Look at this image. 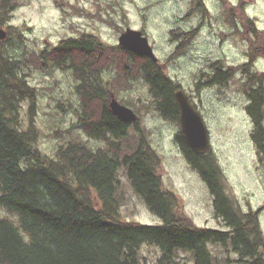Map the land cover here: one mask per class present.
I'll use <instances>...</instances> for the list:
<instances>
[{
  "label": "trees",
  "instance_id": "16d2710c",
  "mask_svg": "<svg viewBox=\"0 0 264 264\" xmlns=\"http://www.w3.org/2000/svg\"><path fill=\"white\" fill-rule=\"evenodd\" d=\"M220 1L226 9L229 33L248 32V60L228 64L222 58L212 59L207 65L209 72L202 71L200 81L205 87L213 84L227 89L230 81L240 77L236 90L243 95L244 111L252 124L249 137L259 161L264 162V68L254 69L256 60L264 58V30L247 13L244 0L235 4ZM21 3L0 0V26L7 32L0 40V264H142L139 249L144 243L160 249L159 264H188L187 259L178 258L179 249L190 250L193 264H225L224 258L215 260L209 242L230 246L237 253L238 257L226 264H264L260 207L242 210L228 190L211 148L196 153L184 138L173 95L181 83L157 60L84 29L36 51L26 45L28 38L21 27L9 23ZM54 3L61 9L69 5L77 13L94 16L117 33L125 30L110 14L91 13L69 0ZM106 4L114 12H124L128 25L120 0ZM196 12L201 16L196 26L169 30L168 40L176 42L177 48L167 58L181 53L200 30L209 14L204 0H193L183 17ZM234 16L241 17V23ZM141 30L146 35L145 29ZM50 67L71 76L75 95L70 101L57 99V107L72 110V127L78 130L46 154L37 145L41 135L35 121L39 93L29 82L27 70L47 71ZM141 80L150 94L147 110L176 126L174 142L207 185L213 214L226 229L197 226L181 211L176 193L164 184L161 156L151 145L140 116L136 122H123L109 109L111 92L122 104H134L122 92ZM189 99L192 102L191 96ZM134 112L141 115L139 107ZM71 131L68 126L52 135ZM123 175L161 223L143 224L122 215L121 208L127 203L125 188L119 184ZM20 229L29 235L27 242Z\"/></svg>",
  "mask_w": 264,
  "mask_h": 264
},
{
  "label": "rangeland",
  "instance_id": "374dc122",
  "mask_svg": "<svg viewBox=\"0 0 264 264\" xmlns=\"http://www.w3.org/2000/svg\"><path fill=\"white\" fill-rule=\"evenodd\" d=\"M21 1L18 9L11 13L9 23L21 27L28 38L26 45L36 51L53 46L60 38L77 35V30L81 29L95 32L107 42H117L120 33L94 16L77 13L69 5L61 9L55 5L54 0ZM109 1L111 0H69L70 4L77 8L83 6L91 13L110 14L124 28L145 29L155 56L158 57V64L170 77L181 83V87L191 96L201 113L209 131L210 148L217 158L228 190L235 196L242 210H256L260 207L258 221L264 238V162L259 161L255 145L249 137L252 124L244 111L243 95L236 90L240 77L230 81L227 89L213 84L205 88L196 87V81L202 80V71L209 72L207 65L212 59L222 58L228 64L248 60V32L243 31L241 35L229 33L231 29L225 20V6L220 0H204L209 14L203 18L200 30L181 53L167 58L177 48L176 42L168 40L169 30L173 27L191 28L201 19L198 12L191 13L187 19L183 17L193 5V0H120L126 10L128 25L124 12L119 9L112 11L109 4H106ZM230 1L235 4L238 0ZM244 3L257 27L264 30V0H244ZM99 4L103 6H98ZM236 12L237 10H233V13ZM234 17L241 23V17ZM183 19L185 20L180 21ZM17 54L20 55V49H17ZM263 60L264 58L256 60L255 71L264 68ZM27 72L29 82L36 86L39 93L35 121L41 135L37 145L46 151L43 153L49 154L61 140L69 138L78 130L75 126L72 127V110L57 107V99L63 97L70 101L75 95L72 79L69 73L52 67L47 71ZM104 79H108L105 73ZM141 81L135 82L132 89L123 91L122 96L135 104L130 105L134 110L140 108L139 122L146 128L151 145L161 156L164 184L176 193L182 204L181 211L197 226L226 229L227 226L221 219L213 214L212 197L207 185L197 171L191 168L174 142L176 126L147 110L150 94L145 82ZM110 95L118 100L113 92ZM68 126L72 129L70 133L52 135L56 129ZM78 134L86 138L81 131ZM121 183L127 196V203L121 208L122 215L143 224L161 223V219L148 209L145 200L135 192L126 176L119 179V184ZM0 215H3L1 211ZM19 231L27 242L29 235L22 229ZM207 246L215 260L224 258L225 264L228 259L238 257L230 246L226 248L212 242ZM176 253L179 259L185 258L188 264L194 263L190 250L179 249ZM160 254L157 246L147 243L142 244L139 249L142 264H154L155 261L159 264Z\"/></svg>",
  "mask_w": 264,
  "mask_h": 264
},
{
  "label": "water",
  "instance_id": "95a60500",
  "mask_svg": "<svg viewBox=\"0 0 264 264\" xmlns=\"http://www.w3.org/2000/svg\"><path fill=\"white\" fill-rule=\"evenodd\" d=\"M6 30L0 27V40L5 39ZM118 45L135 54L151 57L157 60L147 36L142 30L127 27L117 38ZM174 99L177 103L178 121L186 142L196 153H204L209 150V131L200 112L189 100L186 92L178 87L174 90ZM109 109L112 114L123 122L133 123L137 121L134 110L120 103L113 95L109 98Z\"/></svg>",
  "mask_w": 264,
  "mask_h": 264
},
{
  "label": "flooded vegetation",
  "instance_id": "af4514ba",
  "mask_svg": "<svg viewBox=\"0 0 264 264\" xmlns=\"http://www.w3.org/2000/svg\"><path fill=\"white\" fill-rule=\"evenodd\" d=\"M200 77H202L201 74H200ZM209 84H210V83H209ZM197 86H198V88H199V86H200V88H205V86L203 85V83L200 82V80H197V81H196V87H197ZM201 86H202V87H201ZM195 107H196V106H195Z\"/></svg>",
  "mask_w": 264,
  "mask_h": 264
}]
</instances>
